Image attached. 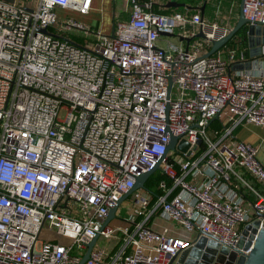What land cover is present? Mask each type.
Wrapping results in <instances>:
<instances>
[{
  "label": "built area",
  "instance_id": "built-area-1",
  "mask_svg": "<svg viewBox=\"0 0 264 264\" xmlns=\"http://www.w3.org/2000/svg\"><path fill=\"white\" fill-rule=\"evenodd\" d=\"M35 1L0 0V264H76L96 235L84 264H173L200 236L233 248L264 214V165L235 135L264 128V43L251 57L234 36L206 55L230 16L157 11L168 0H128L109 33L56 12L92 0ZM242 12L264 26V0ZM176 29L185 45H158ZM156 164L163 178L104 225Z\"/></svg>",
  "mask_w": 264,
  "mask_h": 264
},
{
  "label": "water",
  "instance_id": "water-1",
  "mask_svg": "<svg viewBox=\"0 0 264 264\" xmlns=\"http://www.w3.org/2000/svg\"><path fill=\"white\" fill-rule=\"evenodd\" d=\"M12 2L13 0H6ZM244 0H239V10L235 23L233 24L229 33L219 39L212 42V45L206 55L214 53L217 49L225 45L229 40H231L235 34L245 28V36L247 45L249 47V56H256L260 54L261 43H264V26H252L246 25V19L244 18L242 12ZM166 8H179L184 7L185 9H190L191 7L187 6L183 2H178L177 0H169L165 5ZM203 10V7L200 11ZM43 33H48L46 28L39 29ZM165 34V33H164ZM198 36L202 37V33H199ZM182 39V38H181ZM251 67V62L246 61L245 63H236L231 65V70H242L249 69ZM171 87V83L168 88V93ZM166 133L168 136L167 147L168 149H173L175 147L177 137L172 135L169 131V128L166 127ZM200 141H198L199 143ZM188 146V143L185 140H181L178 147L181 150H185ZM159 169V164H156L152 169L141 173L135 177V182L133 187L118 201L117 205L111 208L108 211L107 217L105 219L104 225L110 222L114 216L117 209V206L121 203L123 199L126 198L132 191L139 188H146L145 183L149 177L156 170ZM257 217L264 218V214H257ZM254 219L249 225H247L241 234V238L238 240L236 245L233 248L219 245L213 239H208L205 236H200L195 244L186 248L177 255L173 256V264H264V221L263 226L259 228L260 218ZM98 239L96 235L88 244L87 248L81 257L80 261L76 264H84L89 257V253L93 246L95 245ZM248 250V253H243V251ZM238 255V256H237Z\"/></svg>",
  "mask_w": 264,
  "mask_h": 264
},
{
  "label": "crops",
  "instance_id": "crops-1",
  "mask_svg": "<svg viewBox=\"0 0 264 264\" xmlns=\"http://www.w3.org/2000/svg\"><path fill=\"white\" fill-rule=\"evenodd\" d=\"M182 1H185V4L191 7L188 10L184 8L183 12L192 13L199 11L207 20H214L221 14L223 16H230L231 22L234 24L238 15V9L235 12L233 10V6L238 0ZM202 7L203 10L200 11ZM56 12L59 17L68 16L76 18L84 24L100 29L105 33L111 32L114 21L128 19L129 17L128 0H92L91 9L86 15H80L75 11L61 8L56 9ZM235 135L241 141L258 146L259 158L264 163V128L250 123L244 124L239 126Z\"/></svg>",
  "mask_w": 264,
  "mask_h": 264
},
{
  "label": "rangeland",
  "instance_id": "rangeland-1",
  "mask_svg": "<svg viewBox=\"0 0 264 264\" xmlns=\"http://www.w3.org/2000/svg\"><path fill=\"white\" fill-rule=\"evenodd\" d=\"M239 1V0H238ZM238 1L234 4V6H233V10H234V12L238 9L239 10V3H238ZM16 3L18 4V5H22V6H32V7H36V5H37V1H35V0H16ZM175 10L176 11H180V12H183L184 11V7H179V8H175ZM117 15V14H116ZM178 29H176V31H175V34H173V35H169V36H162V37H160V40L158 41V45H160V46H162V47H166V45H167V41H170V42H174V43H176V44H181V45H185V42L184 41H180V39H179V36H178ZM243 30H241L240 31V33H236L235 34V39H238V38H240V39H242V40H246L245 38H246V36H245V34L242 32ZM236 37H238V38H236ZM77 38V37H76ZM78 40H80V38H77ZM65 113H66V111L65 110H61L60 111V113H59V117L60 118H63L64 117V115H65ZM257 147V149H258V153H257V155H258V158H259V148H258V146H256ZM260 159V158H259ZM260 161H261V159H260ZM262 162V161H261ZM263 163V162H262ZM263 165H264V163H263ZM118 212L119 213H121V215L122 216H127L128 215V210L126 209V208H124V207H122V206H120V209L118 210ZM42 235H43V237H46V236H48V234L45 232V231H42ZM100 246V243H97V245H96V247H99Z\"/></svg>",
  "mask_w": 264,
  "mask_h": 264
},
{
  "label": "trees",
  "instance_id": "trees-1",
  "mask_svg": "<svg viewBox=\"0 0 264 264\" xmlns=\"http://www.w3.org/2000/svg\"><path fill=\"white\" fill-rule=\"evenodd\" d=\"M178 2H183V3H186L185 1H182V0H177ZM175 8H172V7H169V8H163L161 10H157L159 12H163V13H168L172 10H174ZM243 33L245 34V29L243 31ZM246 39V38H245ZM239 129V127H237L235 129V133L236 131ZM163 176L159 173H155L154 175H151L148 179V181L146 182V187L149 188L150 186H152V184L156 183L157 181H159L160 179H162Z\"/></svg>",
  "mask_w": 264,
  "mask_h": 264
},
{
  "label": "flooded vegetation",
  "instance_id": "flooded-vegetation-1",
  "mask_svg": "<svg viewBox=\"0 0 264 264\" xmlns=\"http://www.w3.org/2000/svg\"><path fill=\"white\" fill-rule=\"evenodd\" d=\"M244 29H245V28H243V29H241V30H243V31H244ZM241 30H239V31H238V33H240V31H241ZM243 31H242V32H243Z\"/></svg>",
  "mask_w": 264,
  "mask_h": 264
}]
</instances>
